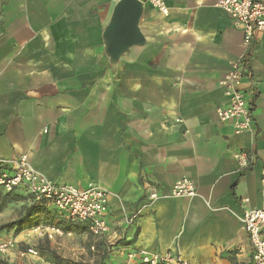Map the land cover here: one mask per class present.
I'll use <instances>...</instances> for the list:
<instances>
[{"label": "crops", "instance_id": "obj_1", "mask_svg": "<svg viewBox=\"0 0 264 264\" xmlns=\"http://www.w3.org/2000/svg\"><path fill=\"white\" fill-rule=\"evenodd\" d=\"M119 1L0 0V158L27 155L54 183L107 188L109 231L96 240L117 244L116 264L130 251L254 264L242 216L264 205V31L247 50L220 0H163L167 15L140 0L145 43L113 61L104 33ZM243 62L253 125L236 134L216 110ZM243 149L246 172L233 156ZM183 179L195 197L147 204Z\"/></svg>", "mask_w": 264, "mask_h": 264}, {"label": "built area", "instance_id": "obj_2", "mask_svg": "<svg viewBox=\"0 0 264 264\" xmlns=\"http://www.w3.org/2000/svg\"><path fill=\"white\" fill-rule=\"evenodd\" d=\"M150 1L155 9L167 15L168 8L163 0ZM217 7L228 14L234 27L243 32L246 49H252L257 35L264 31V0H220ZM245 74L244 62L233 64L222 82L230 100L226 106L218 107L216 110L221 122L233 121L235 123L236 134L250 131L253 125L251 103L246 91L241 87ZM233 156L241 172L248 171L254 162L253 153L244 149L235 152ZM18 189H23L31 195L36 203L54 207L64 219L84 224L95 239L102 238L109 231L107 214L111 193L101 185L89 184L86 188H81L54 183L33 168L27 155L14 160L0 158V190L10 193ZM196 195V185L191 180L183 179L175 183L165 195H160L154 190L147 204L151 205L165 197L193 198ZM140 213L141 211H137L132 217H128L127 222L129 224L136 222ZM242 221L254 247L253 263L264 264V205L259 209L245 211ZM33 233L37 238L50 241L65 236L63 231L55 226H39L34 229ZM24 242L18 237L0 239V258L4 259L13 254L18 260L38 257V252L34 247L22 246ZM123 264L190 263L172 254L130 251Z\"/></svg>", "mask_w": 264, "mask_h": 264}, {"label": "rangeland", "instance_id": "obj_3", "mask_svg": "<svg viewBox=\"0 0 264 264\" xmlns=\"http://www.w3.org/2000/svg\"><path fill=\"white\" fill-rule=\"evenodd\" d=\"M32 206V201L24 199L20 203L9 205L0 213V226L22 220L24 230L19 236L15 230H0V239L18 237L25 242L22 246L34 247L38 252V257L28 260H18L16 255L4 258L9 264H116L111 253L113 247L101 240L92 238L82 224L71 222L52 212L34 215L26 218L27 208ZM39 226H55L60 228L65 236L50 241L34 236V229ZM70 234V236H68Z\"/></svg>", "mask_w": 264, "mask_h": 264}, {"label": "water", "instance_id": "obj_4", "mask_svg": "<svg viewBox=\"0 0 264 264\" xmlns=\"http://www.w3.org/2000/svg\"><path fill=\"white\" fill-rule=\"evenodd\" d=\"M143 10L140 0H120L115 6L111 23L104 33L107 52L113 61H118L130 48L145 43L139 28Z\"/></svg>", "mask_w": 264, "mask_h": 264}, {"label": "trees", "instance_id": "obj_5", "mask_svg": "<svg viewBox=\"0 0 264 264\" xmlns=\"http://www.w3.org/2000/svg\"><path fill=\"white\" fill-rule=\"evenodd\" d=\"M17 191L18 190H15L10 193H6L0 190V213H2L9 205L20 203L24 199H28L32 201V206L28 207L26 211L27 219L33 217L34 215L43 213L45 211L43 203H36L34 198L23 190H21L20 192H17ZM82 226L86 228L84 224H82ZM3 229H6V230L14 229L15 233L19 235L24 230V222L22 220L13 221V222L0 226V230H3ZM0 264H9V263H5V260L0 258Z\"/></svg>", "mask_w": 264, "mask_h": 264}]
</instances>
